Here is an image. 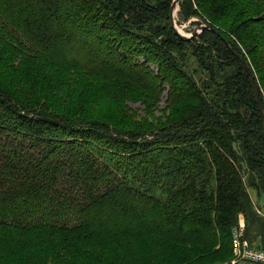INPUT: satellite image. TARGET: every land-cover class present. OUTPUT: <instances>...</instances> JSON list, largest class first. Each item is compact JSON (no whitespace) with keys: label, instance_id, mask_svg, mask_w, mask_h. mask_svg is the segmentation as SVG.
Segmentation results:
<instances>
[{"label":"trees","instance_id":"16d2710c","mask_svg":"<svg viewBox=\"0 0 264 264\" xmlns=\"http://www.w3.org/2000/svg\"><path fill=\"white\" fill-rule=\"evenodd\" d=\"M194 3L211 20L229 18L227 44L219 31L200 37L223 42L240 93L218 73L207 92L208 82L199 87L176 64L188 40L171 27L170 5L0 0V263L34 264L39 254L49 264L63 256L102 264L137 239L180 247L174 264L190 262L189 245L231 251V227L247 213L242 163L253 169L260 153L264 167V129L251 80L228 45L264 87V0ZM71 86L89 88L94 101L102 93V105L81 115L83 103L66 104Z\"/></svg>","mask_w":264,"mask_h":264},{"label":"rangeland","instance_id":"374dc122","mask_svg":"<svg viewBox=\"0 0 264 264\" xmlns=\"http://www.w3.org/2000/svg\"><path fill=\"white\" fill-rule=\"evenodd\" d=\"M142 2L147 3L149 6L158 7V9H166L171 0H142ZM191 3H186V0H179L176 5L175 11V25L180 32L184 33V35L188 36L191 34L193 30L200 29L202 25H209L212 28H215L217 31L221 32L223 39L231 40L233 35L228 32L229 18L219 19V20H211L205 16H203L196 8V3L194 0H190ZM169 10V9H168ZM170 12V11H169ZM169 12L166 11V17L169 15ZM164 16V13H163ZM162 17V16H161ZM165 16L163 17L166 20ZM130 26V25H129ZM172 27V26H171ZM200 32H197L195 35L187 38L188 42L181 45L183 47L182 55L176 56L175 62L178 65H181L186 74H188L192 79L197 82L196 84L200 87L201 83L204 82L209 83V87L207 88V92L211 91L219 83V78L217 77V73L222 76H231V78H227L226 80H231L230 82L234 83L236 87L237 93H240L241 86L235 84L240 83L241 74L236 69V63L234 60L224 55L223 50L220 49V43L222 46L224 45L220 39H215L217 41H213L214 38L200 37ZM176 44V43H175ZM177 45V44H176ZM175 45V46H176ZM173 54H177L172 50ZM245 59L247 60V56L244 54ZM32 61V60H29ZM249 63V61L247 60ZM29 63V62H27ZM31 64V63H30ZM219 67L221 68L219 71ZM249 67L254 75L255 82L259 89V95L261 101L264 103V87L262 80L257 78V70L249 64ZM102 93L96 101H94V96L89 91V88H85L83 90L73 89V86L69 87L68 95L65 97L66 104L70 107L81 106L79 104L83 103L85 108L80 112L81 115L87 116L89 114V108L93 110L98 109V105H102L103 97ZM108 98L111 96L108 94ZM93 97V98H92ZM242 97V96H241ZM92 98L91 100H89ZM166 96L160 100V107L164 106V101ZM211 102V100H209ZM208 102V103H210ZM98 103L97 105H94ZM127 105L133 109L138 108L139 106H143L139 102H126ZM125 104V103H124ZM263 107V105H262ZM240 108L242 110H247L244 102L240 103ZM158 114V113H157ZM89 116V115H88ZM243 137V136H242ZM245 138H242V140ZM261 154H256L252 156L253 160V169L250 170L244 163H242V181L244 188V200L247 205V213L240 212L237 216L241 217L243 220V228L239 231L242 234L243 238L247 240H251L252 246H256L258 244L259 237L263 236V228H264V167L260 161ZM259 186V188L257 187ZM259 189V190H258ZM247 224L251 225V228H247ZM237 225V223L235 224ZM234 225L231 227V240L232 233L234 230ZM98 242H102L104 239L96 238ZM93 239L91 240H83V245L88 246L87 244H91ZM249 241V240H248ZM142 239H137L135 242L122 241L114 250H111L108 254L110 257V262H103L102 264H174L173 256L176 255L180 251V247H177L176 253L171 251L170 249L156 250L153 246H144L142 243ZM232 244V243H231ZM219 243L209 242L206 247L200 248L199 245H189L193 249L191 253L192 257L190 258V262H184V264H232V249L229 253L224 251ZM89 247V246H88ZM221 248V249H220ZM259 248H263L260 247ZM258 248V249H259ZM264 249V248H263ZM70 252L68 255H71ZM59 259V257H56ZM73 260L72 256H63L62 260L58 262H63V264H71ZM50 260H46L42 255L37 254L36 264H49ZM90 260L85 259L83 261H78V264H98V262H89ZM182 262V261H180ZM34 263V264H35ZM2 264V262L0 263ZM62 264V263H61Z\"/></svg>","mask_w":264,"mask_h":264},{"label":"built area","instance_id":"2783aa9c","mask_svg":"<svg viewBox=\"0 0 264 264\" xmlns=\"http://www.w3.org/2000/svg\"><path fill=\"white\" fill-rule=\"evenodd\" d=\"M234 226L231 240L232 264H264V249L252 246L239 232L244 226L241 217H238L237 225Z\"/></svg>","mask_w":264,"mask_h":264},{"label":"water","instance_id":"95a60500","mask_svg":"<svg viewBox=\"0 0 264 264\" xmlns=\"http://www.w3.org/2000/svg\"><path fill=\"white\" fill-rule=\"evenodd\" d=\"M178 2H179V0H172V2H171V5H170V12H169V21H170V25H171L172 28L174 29L175 33H176L179 37H181L182 39H187V38H189V37L195 35L197 32H201V31L204 30L205 28H207V29H211L212 31H214V32H215L216 34H218V35L220 34L217 30H215L214 28L210 27V26L207 25V24L200 26V29H198V31H197V30H193V31L191 32V34L188 35V36L182 34V33L180 32V30H178V29L176 28V26H175V20H174V18H172V17H173V13H174V9H175L176 5L178 4ZM222 38H223V37H222ZM223 41L227 44V42H226L224 39H223ZM228 47L230 48V51H231L233 54H235V56H236L237 58H239V60L243 63V66H244V68H245V70H246V72H247V74H248V76H249V78H250V80H251V85H252V88H253V91H254V94H255V98H256V101H257L258 110H259V113H260V116H261V120H262V124H263V129H264V109H263V107H262V102H261L260 95H259V89H258V86H257V84H256V82H255L254 75H253V73H252V71H251V69H250V67H249V65H248V63H247V61L244 59V57H243L241 54H239V53H237L236 51H234L229 45H228Z\"/></svg>","mask_w":264,"mask_h":264},{"label":"bare ground","instance_id":"6f19581e","mask_svg":"<svg viewBox=\"0 0 264 264\" xmlns=\"http://www.w3.org/2000/svg\"><path fill=\"white\" fill-rule=\"evenodd\" d=\"M173 17H175V11H174V13H173ZM176 26V25H175ZM182 33V32H181ZM182 34H184V33H182Z\"/></svg>","mask_w":264,"mask_h":264}]
</instances>
